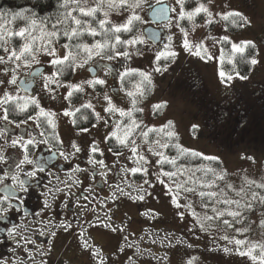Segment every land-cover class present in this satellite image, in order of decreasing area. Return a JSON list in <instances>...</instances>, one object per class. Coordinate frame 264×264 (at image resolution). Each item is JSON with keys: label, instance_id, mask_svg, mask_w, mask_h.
<instances>
[{"label": "snow or ice", "instance_id": "6c2138e0", "mask_svg": "<svg viewBox=\"0 0 264 264\" xmlns=\"http://www.w3.org/2000/svg\"><path fill=\"white\" fill-rule=\"evenodd\" d=\"M157 2L159 3V0ZM194 2L196 6L189 10L187 7L189 0H172L173 6L166 9L171 15L168 16L164 27L169 29L174 25L178 29L182 36L181 47L184 52L200 60L212 61L214 58L213 54L205 47L204 41H192L189 37V32L182 26V22L185 20L191 22L194 18L203 16L205 26H209L215 22L216 17H219L222 20L231 19L238 27H244L250 21L242 13L235 10L214 12L212 0H207L206 3L202 2V0H194ZM145 3L146 0H94L92 4H89L88 0H56L55 10L51 13L40 16L33 8H20L18 11L10 13L11 20L7 19L9 15L7 11L0 10V20L4 21V23H0V113H2L0 114V119L8 123H15L9 117L17 115L19 119L22 116L23 118L19 119V123L16 126L20 127L33 122L37 128L41 129L38 135L42 137V139L37 140L36 136L29 134L28 138L17 137L11 140L10 146L19 148L22 158L16 163V168L19 171L12 174L10 179L13 185L18 186L17 190L23 195L15 198V200L10 199L8 196H0V216H6L9 210L13 208L19 213L26 205L24 197L31 195L29 189L25 187L24 181L19 179L21 173L29 177H36L38 172L44 173L46 171L45 168L36 166L34 155L31 152V149L38 144L49 146L64 162H68L71 158L84 152L87 155L88 164L92 165L93 168L98 166L101 170V175L106 176L108 166L105 160L96 159V155L103 156L104 151L101 149L100 143L92 137V128H98L102 123L106 129L102 139L110 145L107 151L118 161L125 157L122 149H128L130 154L127 155V159L135 165H117L120 168V172L124 173L125 176L129 173L133 175L140 173L144 176L148 175L149 161L146 155L140 151V145L137 140L133 138L138 132L139 136L142 137L141 142L148 144V152L158 157L156 164L161 167V170L155 173V179L164 189V194L168 198L170 205L174 207L176 218L186 220L188 215H192L195 217L193 227L199 225V231L208 234H211L210 230L215 222V226L224 233L219 239L226 241L229 245H234L235 254L242 258L247 257L253 264H264V241L237 239L234 235L230 237L228 234L231 231L232 233L247 236L257 227L264 229V182L258 183L245 177L244 183L237 190L231 183L227 182L226 177L228 174L225 170L220 169L217 171V169L210 167L208 164H202L200 168L195 170L184 169L181 166L176 171H164L163 166L165 164H170L175 168L176 162L180 157L200 158L210 163L217 162L219 158L204 155L199 151L185 148L174 142L177 138V133L173 122L170 120L160 128H155L144 125L142 119L137 120L134 116V113L143 114L145 112V108L140 105L152 90V74L168 70L167 63L163 66L160 65L161 59L165 61L174 60L178 55L173 46L174 35L167 34V42L164 43L162 49H157L155 52L152 62L153 67L150 70L132 68L128 63L134 56L143 55L139 45L145 44L146 41L143 35L136 31V25L142 20L138 10ZM112 13L116 14L117 20L109 18ZM98 14H102L103 18L97 19ZM13 22L19 23L20 26L18 28L7 27ZM94 24L97 26L94 27ZM85 35L91 37L93 42H86L84 40ZM97 37H100V39H97ZM209 38L214 39L215 43L230 44L233 54H243L248 48H256L252 41L237 43L231 41L226 35L220 38H214L209 35L205 39ZM61 40L65 42L61 43ZM224 55L223 50H221L219 56L221 65L223 64ZM97 58L122 62L123 70L118 72L120 87L114 95L123 93L124 96L129 98L128 102L131 107H118L114 103L113 96H110L107 92L103 94V101L106 106L101 105L102 111L106 115H102L100 111H97L96 106L91 101L84 102L78 107L73 106L72 98L78 93H84L85 85L93 90L107 86L105 79L96 76H92L80 83L67 80V77H75L81 71L91 73V65L98 62ZM228 62L232 65L229 71H224L223 67L218 70V77L222 84H228L234 78L242 81L249 79L248 75L242 74L238 70L237 64L233 63L231 58H229ZM239 63L244 66H256L260 63L259 53L254 52L251 57L241 56ZM34 66L37 70L40 68L44 69V71L40 72V96H22L19 94L18 71L21 69L31 71ZM108 74H112L111 70H109ZM132 76H137L139 79L131 89H128L125 87V81ZM13 88L16 90L15 94H13ZM61 88L66 89L65 94L58 92ZM97 97H99V93H97ZM49 98L52 101L59 99L61 107L57 110H53L52 107H44L41 101ZM97 102L99 103V100ZM165 107V102L155 103L152 104L151 111L155 115ZM82 110H90V115L79 116ZM117 113L120 119L113 120L112 124L109 125L106 117L115 116ZM60 117L69 118L68 124L76 129V136L70 140L67 148H65V141L62 135L58 132L57 119ZM124 118H127L126 123L123 122ZM93 119L95 120L94 124L92 123ZM83 121H87L91 128L84 126ZM197 127V125H193L192 130L195 132ZM151 132H163L164 136L167 137V141L161 143L160 140H156L150 143L149 133ZM2 133L3 130L0 129V134ZM88 137H92L91 143L88 142ZM5 143L7 144L8 142L5 141ZM153 145L159 149L174 148L177 155L169 158L163 151H157ZM68 149H71V151ZM4 159L2 150H0V161ZM249 159L252 158L249 157ZM25 166H32V169L26 171ZM67 166L70 169L68 173L69 179H72L76 173L88 171L87 169H81L79 165L74 168L70 165ZM189 171H200L203 172L204 176L210 173L213 179L202 182L189 176L188 181L176 184L175 190L163 179L167 177L168 180H171L178 172ZM48 175L50 176L51 173L49 172ZM6 178H9L8 170H5L0 175V183H3ZM117 178H119V174H117ZM56 179L58 182H62L59 176ZM189 182L192 184L191 187L186 186ZM218 182H222L224 187L220 188L219 192L213 191V188L219 186ZM73 183H79L78 177L73 180ZM121 184L124 186L122 187ZM121 184L115 185L112 189V195L107 197V199H111L116 203L117 210L120 201L123 199L133 200L139 207L140 201H144L152 195L148 190L152 187L148 179H145L140 185L134 182L129 183L127 180L122 181ZM65 186L71 187V185L67 184ZM34 187L38 188L39 182ZM125 188H129L131 191H125ZM45 189V191L41 192V196L44 199L35 215H41V213L46 212L49 208L48 197H54L52 188H48L46 185ZM225 189L233 192L236 198L230 197ZM179 190L194 194L198 193L202 207L205 209L209 207L207 203H204L205 200L214 201L211 206L212 215H208L207 212L203 215L196 213L191 203L181 205L179 202ZM54 191L59 193L62 189L55 188ZM5 204H7V207H4ZM218 205H223V207H217ZM67 206L61 205L62 208ZM257 212H259L258 220L252 221L251 216ZM28 214V212H25V215ZM148 214L150 213H145V215ZM152 218H155V216ZM107 219L110 220L111 218L107 217ZM21 220H23V217H21ZM97 220H100V217H97ZM100 226L111 228V224H101ZM56 227L63 228L65 232H68L72 225L61 222ZM23 228V223L13 224L12 227L7 229V235L14 242L17 241V238L23 239L24 252L29 258H33V253L27 245L35 244V241L22 235L20 229ZM112 230L115 231L116 229ZM40 235L49 236V244L51 245L52 238L57 233L54 231H41ZM79 235L83 238L84 229L82 227ZM182 243H184L182 240H177V244ZM82 247H88L89 251H92L86 240ZM188 247H192V245H188ZM217 248H219V245H217ZM257 249H259V256L254 254ZM222 251L226 254L233 253V249L229 247H224ZM44 254L46 253H41V255ZM94 255H99V253H94ZM164 259L167 260L166 255ZM196 260V257H192L186 261V264H195ZM0 264H8V261L0 258ZM12 264H25V262L17 259ZM100 264H103L102 260Z\"/></svg>", "mask_w": 264, "mask_h": 264}, {"label": "rangeland", "instance_id": "374dc122", "mask_svg": "<svg viewBox=\"0 0 264 264\" xmlns=\"http://www.w3.org/2000/svg\"><path fill=\"white\" fill-rule=\"evenodd\" d=\"M160 1L167 2L171 7L173 6L172 0ZM88 2L92 4L94 0H88ZM202 2L206 3L207 0H202ZM212 2L214 12L235 10L247 17L250 23L244 27H238L231 19L227 23L226 20L216 17L213 24L205 26L203 16H198L191 22L187 20L183 21L182 26L189 32V37L192 41H204L205 47L213 54L214 58L212 61L200 60L184 52L181 47L182 36L178 29L174 25L169 29L164 27L167 34L174 35L173 46L178 55L174 60L169 59L165 61L161 59L160 65L163 66L167 63L168 70L152 74V90L140 105L145 108V112L143 114L134 113V116L137 120L142 119L144 125L155 128H160L170 120L173 122L177 133V138L174 142L179 143L185 148L199 151L204 155L219 158L217 164L216 162L210 163L203 159L197 163H183L180 161L183 157H180L176 162L175 168L170 164H165L163 166L164 171H176L181 166L184 169L195 170L200 168L202 164H208L210 167L217 169V171L220 169L225 170L228 174L226 177L227 182L239 190L244 183L245 177L258 183L264 182V142H260L262 140L261 135L264 136V0H212ZM153 3H157V0H146L144 6L138 10V14L142 17V20L137 23L136 31L141 33L143 37L142 28L145 24V6ZM195 6L194 0H189L188 9L191 10ZM97 17L98 19H102L103 15L99 14ZM109 18L112 20L118 19L115 13H112ZM0 23H4V21L0 20ZM93 26L95 27V24ZM7 27L18 28L19 26L10 24ZM209 35L214 38L226 35L233 42L252 41L256 45L254 52L259 53L260 63L256 66H250L249 71L246 73L249 76L248 80L242 81L234 78L228 84L221 83L218 77V70L223 67L224 71H229L232 65L228 61L229 58L233 60L234 54L231 51L230 44L215 43L214 39L211 38L205 39ZM144 39L146 43L139 45L143 55L134 56L128 63L132 68L150 70L153 67L152 62L155 52L157 49H162L163 46H153L145 37ZM91 42H93L92 39L89 43ZM221 50L225 54L224 60L228 63L227 67H230V69L228 68L229 70H225L227 69L226 66L224 68L221 65L219 60ZM97 60L98 62H111L106 59L100 60L97 58ZM115 61L118 62L119 60ZM120 64L122 65V62ZM188 67H192L202 77L204 86L201 85L200 89L204 90L206 88L210 97L214 98V100L219 95L234 93L235 95H239L238 98L243 99L241 103L252 104V107L255 108L258 114L263 115L262 119H259V125L254 126L249 133L243 134L241 139L243 128L246 125L248 126L249 121L243 124L241 122L243 114L238 111L239 109H234L231 117L234 116L237 120L235 123H231L230 127L227 124V120L229 119L230 112L233 110H231L233 105L226 107L227 113L223 117H221L220 112L225 107L222 104H213L210 108L203 106L204 103L200 102L197 98L200 92L195 96L192 88L188 86L189 84L187 85L184 80L180 82L185 77L183 69ZM121 69L123 70L122 66ZM22 70L28 69H21L19 71ZM89 75L87 71H81L75 77H67V80L80 83L83 80L89 79ZM138 79L139 77L137 76L129 77L125 81V87L131 89ZM253 83L256 85H252ZM84 88L82 103L85 101V93L88 94L87 92L96 90L87 85ZM198 89L196 88L195 91H198ZM110 93L109 95L113 96L112 92ZM121 95V99H118L114 103L118 107H131L128 102L129 98L124 96L123 93ZM78 96L79 93L72 99ZM159 102H165L166 107L154 115L151 111V106ZM99 107L97 109H102L101 105ZM205 110L207 112H204ZM117 116H119L118 113L115 117ZM123 122L126 123L127 118H124ZM193 125L198 126L195 132L192 130ZM98 129L100 132H103L104 125L101 127L102 130L100 127ZM257 137L260 140H254ZM133 138L137 140V143L140 145V151L146 155L149 161L148 175L144 176L142 173L133 175L129 173L127 176L124 175V178H126L127 182H134L137 185L142 184L145 179H148L152 185L148 190L152 195L146 200L140 201L139 207H137V203L133 200H121V208L117 211V215L110 216L108 213L102 212L97 224H99L100 228L105 229L103 230L104 233H97V235L100 233V237H98L100 240L99 244L94 242L89 234L83 236L82 245L86 240L87 245L92 251H89L88 247L82 249V264H100L101 260L103 264H186V261L192 257L197 258L195 264H253L247 257L242 258L235 254L234 245H229L226 241L219 239L224 233L215 226V222L210 230L211 234H208L199 231V225L193 227L195 222L194 216L188 215L186 220L176 218L174 207L170 205L168 198L164 194V189L155 179V173L161 170V167L156 164L158 157L148 152V144L141 142L142 137L139 136L138 132ZM149 138L150 143L156 140H160L161 143L167 141V137L164 136L163 132H151L149 133ZM99 143L105 153V143L102 137H100ZM153 147L156 148L155 145ZM156 150L163 151L169 158L177 155L176 150L171 147L167 149L156 148ZM122 151L125 153V157L122 158L123 163L135 166L132 164V161L127 159V155L130 154L128 149H122ZM249 157L252 159H249ZM188 159L191 158L188 157ZM189 176L194 180L202 182L213 179L212 174L209 173L207 176H204L203 172L200 171L178 172L171 180H168L167 177L163 179L175 190V185L188 181ZM218 185V187L212 190L219 192L220 188L224 187L222 182H218ZM121 186L123 187L124 185L121 184ZM186 186L191 187L192 184L189 182ZM225 190L228 191L230 197L236 198L233 192ZM125 191H131V189L125 188ZM179 191V202L181 205L191 203L196 213L203 215L207 212L208 215H212L211 206L214 204V201L205 200L204 203L209 205L205 209L202 207L201 198L198 193ZM217 207L222 208L223 205H218ZM93 212L94 218H96L99 211ZM145 213L150 214L145 215ZM258 215L259 212L253 214L251 220L257 221ZM153 216L155 218H152ZM107 217L111 219L109 220ZM101 224H111V228L102 227L100 226ZM108 233L111 234L106 236ZM228 234L230 237L234 235L237 239L264 241V229H260L259 227L247 234V236L232 233L231 231ZM178 239L184 243L177 244ZM188 245H192V247H188ZM217 245H219V248H217ZM224 247L232 248L233 253H224L222 251ZM97 252L99 255H94ZM254 254L259 256V249ZM165 255L167 256V260L164 259Z\"/></svg>", "mask_w": 264, "mask_h": 264}, {"label": "flooded vegetation", "instance_id": "af4514ba", "mask_svg": "<svg viewBox=\"0 0 264 264\" xmlns=\"http://www.w3.org/2000/svg\"><path fill=\"white\" fill-rule=\"evenodd\" d=\"M154 4L156 3H153V5ZM147 5L145 6V24L142 30L146 27L158 29L160 31V39L158 43L153 46L161 47L166 42L167 32L164 29V24L167 21L162 23L152 22L147 15V12L150 10ZM168 5L170 8V4ZM120 62L121 61L96 62L91 65V67L94 68V74L89 75L90 73L87 72L89 78L96 76L105 79L107 82L106 87H98L95 91L91 90V92H87L88 94L85 93L84 95V102L91 101V103L96 106V110H99L102 115L106 114L103 113L102 109H97V107L100 108L99 105H105V102L103 101V94L105 92L108 94H111L110 92H112L114 102L121 99L122 93L120 95H114L120 84L118 76V72L122 71V65ZM34 68L35 66L31 71L22 70L18 72L19 94L22 96H40V72L32 74ZM109 70H111L112 74H108ZM42 71H44V69ZM183 75L185 77L182 78L180 82L184 80L187 85L189 84L188 86L192 88L195 96L200 92L197 98L200 102L204 103L203 106L210 108L213 104H222L223 107H225L222 109L223 112H220L222 115L221 117L226 115V107L233 105L231 107V110H233H230L229 119L227 120V124L230 125V127L231 123H235L237 120V118L234 116L231 117V115L234 109H239L238 111L243 114L241 122L245 124L249 121L248 126L246 125L243 128L241 139L243 134L249 133L254 126L259 125V119H262L263 115L260 113L258 114L255 108L252 107V104L241 103L243 102V99L240 97L238 98V94L235 95L234 93H229L228 95H219V97H216L217 99L214 100V98L210 97L206 88H204V90L200 89L201 87L198 86V83L202 82V77L197 80V72H195L192 67L184 68ZM252 85L256 84L253 83ZM196 88H199L200 90L198 89V91H195ZM12 91L13 94H15V88H13ZM58 92L60 94H65L66 89L61 88ZM97 93H99V97H97ZM98 100L99 103L97 102ZM41 103L46 108L52 107L53 110H57L61 107L59 99L52 101L49 98L42 100ZM72 104L74 107H78L82 104V93H79L78 97L72 99ZM199 105L201 106V104ZM204 112L207 111L205 110ZM205 115L207 114L205 113ZM79 116H83L82 112ZM22 118V116L19 117V119ZM106 118L109 121V125L112 124L113 120L120 119L119 116H107ZM9 119L15 121V123H8L7 121L0 119V129L3 130V133L0 134V150H2L5 157L3 161H0V175H2L5 170H8L9 172V178H6L3 183H0V196H8L10 199L15 200V198L20 197L23 194L17 190L18 186L12 184L10 177L12 174L19 171V169L16 168V163L22 157L20 156L19 148H12L10 142L17 137L28 138L29 134L36 136L37 140L42 139V137L38 135V132L41 129L37 128L33 122L17 127L16 124L19 123L17 115H11ZM68 119L69 118L64 117L57 119L58 132L62 135L65 141V148H67L70 140L76 136V129L68 124ZM92 123H95L94 119ZM83 124L84 126L91 128V125L88 124L87 121H83ZM102 126L103 124L101 123L98 128L100 127L101 129ZM98 128H92V137L99 142L100 137L103 138L106 129L104 127L103 132H100ZM262 136L263 135H261V137ZM92 137L87 138L89 143H91ZM263 137L261 139H263ZM258 139L260 138L257 137L254 140L257 141ZM5 141L8 143L6 144ZM104 143L106 152L103 156L97 154L96 159L105 160V163L108 166L106 176L101 175V170L98 166L93 168L92 165L88 164L87 155L84 152L79 153L68 162H64L58 154L47 145L38 144L31 149L36 166L38 168L43 167L46 171L44 173L38 172L36 177H29L23 173L20 174L19 179L24 181L25 187L29 189L31 195L24 197L26 205L19 211V213L13 208L9 210L6 216H0V258L6 259L8 264H12V262L17 259L24 261L25 264H82V249L84 247H82L83 238L79 235L81 227L84 229V235L89 234L91 239L99 244L100 240L98 237H100V233H104L103 230L105 229L99 227V224H97V217L101 218L102 212H106V214L108 213L110 216L117 215V211L121 208L119 203V208L117 210L116 203L111 199H107V197L112 195V189L115 185L121 184V182L126 179L124 178L125 174L120 172V168L117 166L125 165V163H123L122 158L117 161L107 151L110 147L109 143L106 141H104ZM100 147L102 149L101 144ZM68 150L71 151V149ZM67 165H70L72 168L79 165L81 169H87L88 171L76 173L72 179H69L68 173L70 169ZM31 169L32 166H25L26 171H30ZM49 172L51 173L50 176L48 175ZM117 174H119V178H117ZM57 176H59L60 181L62 182L57 181ZM77 177L79 183H73V180ZM37 182H39L38 188L34 187ZM66 184L71 185V187H66ZM46 185L48 188L53 189L54 197H48L49 208L46 212L41 213V215H35V212L39 210V205L44 199V197L41 196V192L46 190ZM55 188H60L62 191L55 193ZM61 205L68 206L62 208ZM4 207H7V204H5ZM93 211H99L96 218H94ZM25 212H28L29 214L25 215ZM21 217H23V220H21ZM61 222L70 223L72 228L68 232H65L63 228L56 227V225L61 224ZM21 223L24 225V228L20 229L22 235L26 238L30 237L35 241V244L27 245L29 250L33 253V258H29L24 252L25 245L23 239L17 238V241L14 242L8 238L7 229L12 227L13 224L18 225ZM41 231H54L57 233V235L52 238L51 245L49 244L50 237L41 236ZM98 232L100 233L97 235ZM110 234L108 233L106 236ZM42 252L46 254L41 255Z\"/></svg>", "mask_w": 264, "mask_h": 264}, {"label": "trees", "instance_id": "16d2710c", "mask_svg": "<svg viewBox=\"0 0 264 264\" xmlns=\"http://www.w3.org/2000/svg\"><path fill=\"white\" fill-rule=\"evenodd\" d=\"M55 2H56V0H0V10H5V11H7L9 13V15L7 17L8 20H11L10 13H12L14 11H18L20 8H33L34 11H36L40 16H43V15L51 13V12H53L55 10ZM98 16H99V14H98ZM97 19H98V17H97ZM226 21H227V23L229 22V20H226ZM12 24L15 25V26H20L19 23H17V22H13ZM96 26L97 25L95 24V27ZM91 39L92 38L88 37L87 35H85V37H84V40L86 42H90ZM97 39H100V37H97ZM63 42H65V41L61 40V43H63ZM251 52H252V54H251ZM253 54H254V49L248 48V49L245 50V53H243V54L235 53L233 55V60L232 61L237 63L238 70H240L242 74H246L249 71L250 66L241 65L239 63L240 57L241 56L251 57ZM227 64L228 63L225 60H223V64L222 65L224 66V68H225V66L227 68L225 70H229L230 69V67H227ZM199 78H201V76L197 73V80H199ZM201 85L204 86L203 82L198 83L199 87H201ZM82 115L83 116L84 115H90V110L82 111ZM260 142H264V137H263L262 140H260ZM180 161L183 162V163L184 162L197 163V162L202 161V159H200V158L188 159L186 157H183V159H181Z\"/></svg>", "mask_w": 264, "mask_h": 264}, {"label": "water", "instance_id": "95a60500", "mask_svg": "<svg viewBox=\"0 0 264 264\" xmlns=\"http://www.w3.org/2000/svg\"><path fill=\"white\" fill-rule=\"evenodd\" d=\"M150 10L147 12L148 17L151 19L152 22L156 23H162L166 22L168 19V16L170 15L169 12L166 11L167 8H169V5L165 2L158 3L156 5H152L149 7ZM146 39L151 41L153 44L158 43L160 39V31L158 29L147 27L143 30ZM94 68H92L91 75L94 74ZM43 70V68H40L37 70V68H34L32 71V74L39 73Z\"/></svg>", "mask_w": 264, "mask_h": 264}]
</instances>
